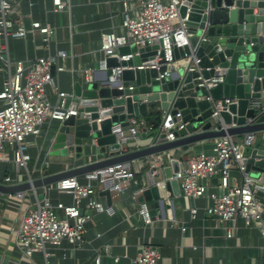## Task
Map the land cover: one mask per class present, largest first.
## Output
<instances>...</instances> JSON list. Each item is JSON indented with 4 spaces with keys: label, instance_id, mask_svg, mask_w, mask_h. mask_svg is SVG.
<instances>
[{
    "label": "built area",
    "instance_id": "2783aa9c",
    "mask_svg": "<svg viewBox=\"0 0 264 264\" xmlns=\"http://www.w3.org/2000/svg\"><path fill=\"white\" fill-rule=\"evenodd\" d=\"M182 1L128 0L123 3L120 24L101 34L100 52L103 59L100 68L106 70L108 58L115 57L119 61L132 58V55L119 58L117 50L120 47L135 46L140 49L150 46L153 40L160 41V46L153 65L142 63L137 68H114L109 77L111 81L125 69H157L158 62L162 59L166 72L158 79L170 78L171 70L177 71L182 69V66L190 72L197 68L199 60L179 52L190 45L184 25L186 18L182 20L179 16ZM21 3H25L29 8L34 5L31 0H0V39H3V44L0 45V72L7 74L0 91V165L7 163L12 166L14 172L20 173L24 170L28 174V139L39 137L43 128L52 122L60 125L69 117H77L79 100L73 91H61L52 74L53 69L57 74L65 71L64 67L58 64L59 60L66 58L65 53H51L56 28L47 21L33 20L32 11L26 15L22 14ZM68 8L67 0H51V8L46 13L62 14ZM36 37L40 39L45 52L43 56L33 60L9 58L7 50L10 40ZM174 49L179 52L177 60L173 56ZM81 77L87 85L91 82L92 73L85 70ZM222 82L221 77L213 78L205 82V87L212 89ZM49 90L55 98L54 102L49 97ZM229 103L228 100L225 101L226 105ZM259 105V101H251L248 108L256 110ZM221 109L220 104L213 108L210 116L212 132L225 129L215 121ZM128 123L127 139L123 137L124 132L119 126L112 128V134L122 145H126L127 140L134 142L140 134H165L167 142H173L175 133L186 125L182 123L180 114L172 117L169 112L163 113L162 122L156 131L143 118L130 119ZM251 124H255V119L246 120L243 126ZM229 127L237 128L234 124ZM257 137L261 138L262 134L248 133L241 140H235L234 137L216 139L213 141L212 154L190 155L184 162L173 159L168 152L150 156L146 184L141 186L135 181L137 189L131 192V200L136 205V215L142 224L147 227L152 222L146 205L137 203L138 197L152 187L160 189L175 182L177 196L182 195L193 202L207 197L210 205L204 208L203 212L208 217L220 221L223 225L227 222H240L246 229L257 230L264 242V193L261 198L258 196V190L264 189V179L253 176L255 172H247L244 163L249 157L246 150L258 148L255 147ZM262 152L264 153V147ZM172 161H178L182 167L167 178L163 174V166L164 163L171 165ZM136 163L137 160L86 173L82 175L81 182L75 177L59 181L54 190L59 195H67L69 204L53 202L49 195L50 190H47L41 199L37 198L35 191H31L33 199L24 208L17 230L12 232L16 250L22 257L33 262L35 256H40L44 264H50L51 257L60 250L63 251L61 258L66 259L63 243H68L74 248L82 247L86 226L92 221L93 215L108 212L96 198L98 188H101V191L108 190L110 194L126 192L125 183L134 180L137 173ZM233 172L237 173V177H233ZM30 180L29 177L28 181ZM212 180H217L216 190L221 191V194L209 191L206 183ZM4 181L6 184L17 185L16 180L9 177ZM13 196L22 201L26 193H13ZM197 213L198 209L193 207L189 211L190 219L194 220ZM171 222L178 226L175 220ZM178 227L182 233L187 231L183 226ZM234 237V229L227 230L226 239ZM159 260L160 254L155 247L143 245L132 264H158ZM99 262V258L94 260V264ZM114 262H119V258L114 259ZM258 264H264V256Z\"/></svg>",
    "mask_w": 264,
    "mask_h": 264
},
{
    "label": "water",
    "instance_id": "95a60500",
    "mask_svg": "<svg viewBox=\"0 0 264 264\" xmlns=\"http://www.w3.org/2000/svg\"><path fill=\"white\" fill-rule=\"evenodd\" d=\"M179 16L182 20L186 18L184 25L190 44L179 52L199 60L194 71L182 67L171 70L170 78L158 79L166 72L162 59L157 69H125L111 81L109 77L114 68H137L142 63L153 65L160 41L153 40L150 46L140 49L120 47L117 50L119 58L129 55L132 58L127 61L108 58L102 81L90 82L85 88L80 83L75 84L78 116L69 117L58 125L50 147L51 157L68 158L74 154L77 162L91 156L95 161L58 175L45 174L20 185H0V193L36 191L66 178L201 142H206L203 148L208 151L205 154H212L213 141L219 138L239 139L248 133H260L264 146V0H183ZM179 52L174 49V59L179 58ZM220 77L222 83L212 89L205 87L206 81ZM226 100L230 102L228 105ZM251 101H259V108L249 109ZM217 104L222 109L215 121L225 129L212 132L210 116ZM156 106L158 108L153 110ZM165 112L172 117L180 114L182 123L186 124L175 133L173 142H167L165 134L155 135L150 137L145 149L131 151L138 147L136 142L122 145L112 134V128L119 126L127 139L130 119ZM248 119H255V124L243 126ZM232 124L237 128L229 127ZM262 151L263 148L247 149L249 157L244 163L247 172H255L253 176L264 179ZM94 152L102 155L103 160L98 161ZM181 167V163L172 161L165 177ZM167 188L177 195L175 182L169 183ZM258 191L261 198L264 189ZM100 195L110 206V192L101 191ZM148 195L157 198V189L152 187L144 191L139 201L143 203Z\"/></svg>",
    "mask_w": 264,
    "mask_h": 264
},
{
    "label": "crops",
    "instance_id": "0c3cea01",
    "mask_svg": "<svg viewBox=\"0 0 264 264\" xmlns=\"http://www.w3.org/2000/svg\"><path fill=\"white\" fill-rule=\"evenodd\" d=\"M31 1L34 3L32 8L21 3L22 14L26 15L32 11L33 20L47 21L54 26L56 36L51 46V53L61 51L66 55L65 59L58 62L65 71L59 74L54 69L52 71L59 89L64 92H74L76 83H80L85 88L86 85L81 77L85 70L92 73V83L102 81L105 71L100 68V62L103 59L100 52V37L103 32L111 31L112 27L120 24L123 3L128 0H67L69 8L62 14L46 13L51 8V0ZM1 44H3V39H0ZM7 53L13 60H24L25 58L33 60L45 54L38 37L27 40H10ZM6 75V72H0V91ZM48 94L54 102L55 98L52 97L50 90ZM157 108L158 106L153 110ZM159 115L163 118V113ZM57 127L58 124L52 122L43 128L39 137L28 139V154L30 155L28 174L24 170L20 173L14 172L12 166L7 163L0 165V185L15 186L13 183H5L4 180L7 177L16 180L17 185H20L26 183L29 177L38 179L45 174L58 175L73 167L95 161L94 156H91L85 161L77 162L74 154H70L68 158L51 157L50 147ZM150 137L151 135L148 134H140L134 141L138 147L131 151L145 149ZM234 139L241 140L242 138L234 137ZM127 143L131 141L127 140ZM205 144L206 142H201L189 145L170 151L168 154L173 159L184 162L190 155L206 153L208 150L203 148ZM255 147L259 149L264 147L260 137L256 138ZM93 155L97 156L98 161L103 160L102 155L96 152ZM150 161L151 157L137 160L135 164L137 173L134 180L125 183L126 192L111 193L110 206H107V200L100 195L101 188H98L96 198L108 209V212L93 215L92 221L86 226L82 247L74 248L68 243H63L62 248L66 252V259L61 258L63 251H56L55 256L49 260L50 264H94L97 258L100 260L99 264H132L143 245H150L158 250L160 254L158 264L259 263L264 256V242L259 232L255 229L244 228L240 222L237 224L227 222L223 225L220 221L208 217L203 212V209L210 205L207 197L193 202L182 195L177 196L172 191L170 192L166 186L157 189V198L148 195L143 202L152 222L150 226H144L136 215V205L131 200V192L137 189L135 181L141 186L146 184L145 177ZM167 169H171V165L164 163V176ZM232 175L237 177L236 172ZM75 178L82 181V175ZM206 184L209 191L221 194V191L216 190L217 180ZM54 189L55 184L39 188L35 193L37 198L41 199L44 193L50 190L53 202L70 203L67 195H59ZM25 193L26 196L22 201L15 199L13 194L0 193V264H44L40 256H35L34 263L22 257L15 248L12 232L17 230L24 208L33 199L31 191H25ZM9 195L11 197H8ZM139 199L140 197H138V204L141 203ZM193 207L198 209L194 220L189 216V211ZM171 220L178 222V226L185 227L187 231L182 233ZM229 229H234L233 239H226ZM116 258H119V262H114Z\"/></svg>",
    "mask_w": 264,
    "mask_h": 264
},
{
    "label": "trees",
    "instance_id": "16d2710c",
    "mask_svg": "<svg viewBox=\"0 0 264 264\" xmlns=\"http://www.w3.org/2000/svg\"><path fill=\"white\" fill-rule=\"evenodd\" d=\"M143 119L148 125L152 126L154 131H156L158 129L159 125L162 122V118L158 114L150 115V116H147Z\"/></svg>",
    "mask_w": 264,
    "mask_h": 264
},
{
    "label": "rangeland",
    "instance_id": "374dc122",
    "mask_svg": "<svg viewBox=\"0 0 264 264\" xmlns=\"http://www.w3.org/2000/svg\"><path fill=\"white\" fill-rule=\"evenodd\" d=\"M260 142V140H258ZM49 195H50V192H49Z\"/></svg>",
    "mask_w": 264,
    "mask_h": 264
}]
</instances>
